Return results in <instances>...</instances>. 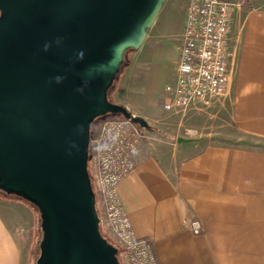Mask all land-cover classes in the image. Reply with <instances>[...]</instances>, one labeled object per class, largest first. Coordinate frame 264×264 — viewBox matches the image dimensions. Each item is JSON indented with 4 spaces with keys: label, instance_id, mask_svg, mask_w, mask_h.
Here are the masks:
<instances>
[{
    "label": "water",
    "instance_id": "obj_1",
    "mask_svg": "<svg viewBox=\"0 0 264 264\" xmlns=\"http://www.w3.org/2000/svg\"><path fill=\"white\" fill-rule=\"evenodd\" d=\"M166 1L0 0V191L38 207L37 264H122L100 228L91 122L116 113L148 127L106 90Z\"/></svg>",
    "mask_w": 264,
    "mask_h": 264
},
{
    "label": "crops",
    "instance_id": "obj_2",
    "mask_svg": "<svg viewBox=\"0 0 264 264\" xmlns=\"http://www.w3.org/2000/svg\"><path fill=\"white\" fill-rule=\"evenodd\" d=\"M249 4L234 12L229 84L212 113L224 126L205 138L163 134L186 8L178 28L158 17L114 93L148 123L139 125L136 168L120 182L119 198L158 264H264V0ZM243 138L256 144L241 145ZM4 214L0 207V264H22L16 219Z\"/></svg>",
    "mask_w": 264,
    "mask_h": 264
},
{
    "label": "built area",
    "instance_id": "obj_3",
    "mask_svg": "<svg viewBox=\"0 0 264 264\" xmlns=\"http://www.w3.org/2000/svg\"><path fill=\"white\" fill-rule=\"evenodd\" d=\"M247 1L189 0L175 61L176 81L165 90L167 113L208 110L226 95L234 12ZM143 135L131 120L110 118L97 125L90 142L99 166L93 185L100 228L120 246L123 264H158L152 245L134 234L119 198L120 182L136 168L135 155Z\"/></svg>",
    "mask_w": 264,
    "mask_h": 264
},
{
    "label": "rangeland",
    "instance_id": "obj_4",
    "mask_svg": "<svg viewBox=\"0 0 264 264\" xmlns=\"http://www.w3.org/2000/svg\"><path fill=\"white\" fill-rule=\"evenodd\" d=\"M189 0H167L165 5L162 8V11L159 16L160 19L167 23V27H176L178 28L181 23L184 21L185 9ZM158 20V19H157ZM131 54V64L132 56ZM179 55V53H178ZM131 66V65H130ZM129 66V67H130ZM128 70V69H127ZM126 70V72H127ZM126 72L123 74H126ZM122 77V78H123ZM122 80V79H121ZM121 82V81H120ZM120 83H118L116 89L112 93V99L114 101V93L118 90ZM115 103V102H114ZM216 107H212L208 110L201 112H190L188 114H173L168 113V120L164 123L166 137L172 139H187V138H205L206 135L214 129H217L219 122H222V126L225 124V120L220 121L218 116L212 114L214 113ZM214 115V116H211ZM110 118H123L121 114L116 113H107L102 116V119ZM100 122L96 123L93 126L91 136L95 133L97 125ZM239 137H241L239 135ZM241 145L252 146L256 144L255 139H246L238 141ZM262 144V143H259ZM91 159L88 164L90 174H95L96 164H98L93 148L90 144V155ZM97 202V198H96ZM0 207L5 213V218L10 221L16 219V234L19 241L20 255L22 256V264H37V259L39 258V246L41 241V220L40 213L33 207L19 201L17 198L10 197L7 198L0 193ZM97 210L98 202H97ZM103 236L106 237L114 246L118 247L120 262L123 264V258L121 255V248L115 239L107 232L102 230Z\"/></svg>",
    "mask_w": 264,
    "mask_h": 264
},
{
    "label": "trees",
    "instance_id": "obj_5",
    "mask_svg": "<svg viewBox=\"0 0 264 264\" xmlns=\"http://www.w3.org/2000/svg\"><path fill=\"white\" fill-rule=\"evenodd\" d=\"M249 1L250 0H248L247 1V3L245 4L246 6L247 5H250L249 4ZM135 50H133V49H127L126 51H125V54H124V57H123V61H122V63L120 64V66H119V70L115 73V76H114V80H113V82H112V84L108 87V89L106 90V99H107V101L108 102H110V103H114V101H113V99H112V93H113V91L116 89V87H117V85H118V83H120V81H121V79H122V77H123V74L126 72V70L129 68V66L131 65V58H130V56H131V54L134 52ZM102 120H104V119H102V116H100V117H96L95 119H93L92 120V122H91V133H92V129H93V126L96 124V123H98V122H101ZM90 137H92L91 136V134H90ZM89 155H90V151H89ZM90 159H91V156H89V159H88V164H89V162H90ZM89 176H90V179H91V182H92V184H94V178H93V176H92V174H90V172H89ZM93 188H94V185H93ZM0 193H1V195H4V196H6L7 198H10V197H14V198H17L19 201H21V202H23V203H26L27 205H29V206H31V207H33L34 209H36L38 212H39V209H38V207L33 203V202H31L30 200H28V199H26V198H24V197H22V196H18V195H14V194H7V193H5V192H3V191H0ZM96 205H97V202H96ZM97 208V207H96ZM98 211V210H97ZM40 213V212H39ZM40 220H41V241H42V238H43V229H42V219H41V214H40ZM106 238V237H105ZM107 239V238H106ZM108 240V239H107ZM41 241H40V243H41ZM108 242L110 243V244H112L109 240H108ZM39 243V244H40ZM113 245V244H112ZM39 253L41 254V250H40V246H39ZM39 257H40V255H39ZM118 257H119V255H118ZM39 259V258H38ZM38 259H37V263H38ZM119 260H120V258H119Z\"/></svg>",
    "mask_w": 264,
    "mask_h": 264
},
{
    "label": "clouds",
    "instance_id": "obj_6",
    "mask_svg": "<svg viewBox=\"0 0 264 264\" xmlns=\"http://www.w3.org/2000/svg\"><path fill=\"white\" fill-rule=\"evenodd\" d=\"M45 48L47 49V45L45 46ZM60 78L58 77L57 80H59Z\"/></svg>",
    "mask_w": 264,
    "mask_h": 264
}]
</instances>
